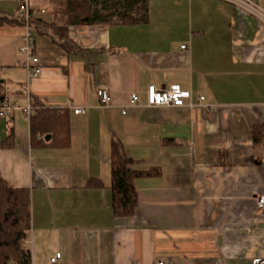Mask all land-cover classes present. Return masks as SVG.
<instances>
[{"label": "crops", "instance_id": "obj_1", "mask_svg": "<svg viewBox=\"0 0 264 264\" xmlns=\"http://www.w3.org/2000/svg\"><path fill=\"white\" fill-rule=\"evenodd\" d=\"M252 1L264 11V0ZM19 4L0 0L10 21L0 26V110L13 107L0 116V176L29 191L31 264L56 254L55 264L264 259V151L252 143V127L264 125V24L221 0H148L146 23L68 26L78 49L68 53L49 35L62 0H29L43 20L32 78L19 52L27 33ZM172 86L190 95L182 107H147L149 87ZM29 100L67 113L68 147L30 145ZM112 140L134 170L160 172L134 181L128 218L112 215Z\"/></svg>", "mask_w": 264, "mask_h": 264}, {"label": "trees", "instance_id": "obj_2", "mask_svg": "<svg viewBox=\"0 0 264 264\" xmlns=\"http://www.w3.org/2000/svg\"><path fill=\"white\" fill-rule=\"evenodd\" d=\"M148 0H62L58 20L52 22L49 35L53 42L68 53H78L67 39L66 29L73 25L141 24L148 17ZM28 11L27 23L18 13L22 25L33 27L34 37L38 24L43 21ZM7 17L0 15V26L8 24ZM32 113L28 119L29 140L32 147L66 148L69 145V120L67 113L44 107L32 101ZM50 136L48 141L45 137ZM11 139L4 145L10 147ZM12 143V142H11ZM252 143L256 150L264 151V125L252 127ZM110 193L112 215L128 218L137 209V194L134 181L158 177V169L136 171L134 162L127 158L118 140L111 142ZM30 230V197L28 189L9 187L0 176V264H31L30 250L26 239Z\"/></svg>", "mask_w": 264, "mask_h": 264}, {"label": "built area", "instance_id": "obj_3", "mask_svg": "<svg viewBox=\"0 0 264 264\" xmlns=\"http://www.w3.org/2000/svg\"><path fill=\"white\" fill-rule=\"evenodd\" d=\"M20 4L17 8V13L23 17L26 21L28 20V11L31 10L29 8V0H19ZM229 3L230 5L237 6L247 13H249L252 17L260 21L264 24V11L257 6L252 0H221ZM27 33H26V42L19 49L20 54L24 57L23 68L25 69L28 77H37L40 74V66L38 58L34 55V34L33 27L29 24L25 25ZM182 50L185 49V46L181 47ZM96 97L99 101V105L101 107L109 106L111 99L108 93L103 89L96 90ZM190 97L189 93L186 91H182L178 86H172L168 89H155L154 87H149L147 90V99L146 105L147 107H182L185 104V100ZM203 100L202 97L198 98L199 103ZM138 103V97L136 94H131L129 97V105H136ZM32 101L29 100L28 104L22 109V113L26 119H29L32 113L31 107ZM13 107L3 104L0 110V116L4 114V112H9ZM75 114H82V109H75ZM124 113V112H123ZM257 206H264V197L257 198ZM60 254H56L49 261L50 264H55L60 260ZM9 264V263H7ZM162 264V263H158ZM251 264H264V259L262 258H254L251 261Z\"/></svg>", "mask_w": 264, "mask_h": 264}, {"label": "water", "instance_id": "obj_4", "mask_svg": "<svg viewBox=\"0 0 264 264\" xmlns=\"http://www.w3.org/2000/svg\"><path fill=\"white\" fill-rule=\"evenodd\" d=\"M44 139L45 141H48L50 139V136H46Z\"/></svg>", "mask_w": 264, "mask_h": 264}]
</instances>
